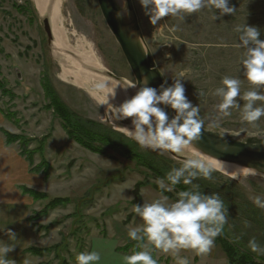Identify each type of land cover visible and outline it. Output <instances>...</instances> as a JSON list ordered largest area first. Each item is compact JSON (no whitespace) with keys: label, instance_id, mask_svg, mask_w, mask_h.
<instances>
[{"label":"rangeland","instance_id":"rangeland-1","mask_svg":"<svg viewBox=\"0 0 264 264\" xmlns=\"http://www.w3.org/2000/svg\"><path fill=\"white\" fill-rule=\"evenodd\" d=\"M132 3L145 48L157 69L167 85L183 80L185 95L198 105L204 127L229 136L264 137V117L246 122L238 107L224 117L217 107L221 99L212 95L225 76L242 81L241 96L250 90L241 63L245 49L234 46L239 42L234 28L246 21L260 30L259 38L264 40V0H229V6L236 9L232 15L220 16L219 10L204 8L182 13L183 19L164 17L157 25L149 22L139 0ZM214 13L219 17L215 21ZM62 17L66 43L72 50H92L106 70L136 87L97 0H66ZM225 43L228 47L218 46ZM71 49L60 54L48 45L32 0H0V139L5 140L1 130L24 136L32 141L31 151L46 140L43 152L34 156V166L45 160L49 178L31 176L33 188L46 196L34 200L30 217L37 237L27 252L34 255L35 264H77V254L88 251L90 239L108 231L132 242L130 252L139 251L127 234L142 223L133 212L136 188L141 197L138 204H142L161 194L169 197V203L174 202L179 191L191 187L181 182L172 191L161 193L158 180L183 162L164 150L140 146L124 133L131 125L130 118L121 120L116 107L103 108L86 91L59 78L62 57L76 59ZM46 82L52 96L57 97L55 104L63 109L52 105L51 95L43 89ZM199 92L206 95L199 96ZM237 99L241 106L245 103ZM8 114L10 121L5 117ZM79 142L92 146L93 152ZM12 146L20 154L19 145ZM197 181L206 184L204 193L219 194L224 201L228 210L223 230L226 240L241 253H251L257 263L263 262L264 255L253 253L248 242L255 239L264 245V208L253 203L256 196L264 198V177H242L234 181L236 184L217 176L198 177L193 183ZM200 189L203 191L202 186ZM56 200L60 204L51 208ZM216 246L214 264H228L225 253Z\"/></svg>","mask_w":264,"mask_h":264},{"label":"clouds","instance_id":"clouds-1","mask_svg":"<svg viewBox=\"0 0 264 264\" xmlns=\"http://www.w3.org/2000/svg\"><path fill=\"white\" fill-rule=\"evenodd\" d=\"M139 4L148 16L152 25L168 16L183 19L182 13L191 14L204 8L219 10L220 16L232 15L236 9L229 6V0H139ZM120 10L117 19L128 14L127 0H120ZM219 17L214 13L212 19ZM174 30V29H173ZM238 33L237 48L245 49L241 59L243 72L250 84V90L241 96L239 78L225 76L221 86L212 95L221 99L218 110L224 117L231 116L233 107L241 108V119L246 122H256L264 117V40L259 37L260 30L255 26L243 24L235 26ZM218 46L228 47L221 44ZM182 79H176L171 85L167 81L159 88L151 87L147 76L140 80L142 85L130 98L119 106H114L121 120L131 119L132 128H126L128 135L142 147L153 150H170L182 153L185 145L197 140L204 127L200 118V109L185 95L186 89ZM107 85L103 82L94 85L95 90L103 91ZM199 96L206 95L199 92ZM245 101L241 106L238 98ZM165 109H170L174 115L170 118ZM213 168L204 160L186 159L179 168H172L165 179L158 180L161 193L165 189L172 191L180 184L191 185L187 190L177 193V199L169 203V197L161 194L152 202L135 204L133 212L142 223L131 227L128 237L136 241L139 251L121 257V264H157L152 256V249L164 253L171 252L176 258V264H189L187 258L179 257L181 250H192L197 254H207L214 247L215 239L223 233L227 223V208L219 194H206L200 191V186L193 183L198 177L212 178ZM253 203L264 208V198L256 196ZM4 230V229H3ZM2 230V231H3ZM8 242L0 240V264H15L8 258L14 251L16 234L9 230ZM145 242L149 246L145 249ZM248 248L257 255H264V245L255 239L248 242ZM101 253L98 250L85 251L77 254V264H100Z\"/></svg>","mask_w":264,"mask_h":264},{"label":"water","instance_id":"water-1","mask_svg":"<svg viewBox=\"0 0 264 264\" xmlns=\"http://www.w3.org/2000/svg\"><path fill=\"white\" fill-rule=\"evenodd\" d=\"M105 23L119 44L121 51L136 80L137 91L142 86L140 80L147 76L151 87L159 88L164 84L161 72L157 69L152 56L145 48L142 31L132 0H127L128 20L117 19L116 13L120 10L114 0H97ZM37 13L38 10L36 9ZM41 17V16H40ZM48 45L53 46L54 39L50 21L41 17ZM104 77L124 86L126 80L117 77L104 69ZM171 118L174 113L165 109ZM190 145L196 152L220 163L236 165L254 172L258 177H264V137H235L213 132L203 127L199 138ZM176 160L184 162L188 157L170 150H164ZM221 175L222 173L213 170ZM232 180V179H231ZM237 181V180H233Z\"/></svg>","mask_w":264,"mask_h":264},{"label":"crops","instance_id":"crops-1","mask_svg":"<svg viewBox=\"0 0 264 264\" xmlns=\"http://www.w3.org/2000/svg\"><path fill=\"white\" fill-rule=\"evenodd\" d=\"M28 163L13 146L7 147L5 140L0 139V240L8 242L7 232L11 230L16 234V248L8 254V258L15 264H35V257L27 250L34 245L37 237L36 231L30 222L35 201L32 197L24 195L22 188L39 192L33 188ZM4 229V230H3ZM3 230V231H2ZM132 244L123 237L108 233L105 236H94L89 241L88 251L98 250L101 253L100 264H121V257L132 252L123 251ZM149 246L145 242V249ZM217 246L207 254H197L192 250H181L177 255L187 258L189 264H214ZM132 251V250H131ZM158 253V256L154 254ZM152 256L157 264H176V258L171 252L164 253L152 249Z\"/></svg>","mask_w":264,"mask_h":264},{"label":"bare ground","instance_id":"bare-ground-1","mask_svg":"<svg viewBox=\"0 0 264 264\" xmlns=\"http://www.w3.org/2000/svg\"><path fill=\"white\" fill-rule=\"evenodd\" d=\"M65 1L66 0H32L34 6L38 10L39 15L41 17L47 18L50 21L52 36L54 39L52 49L54 52L59 53L64 52L65 49L66 51L71 49L66 43L65 32L63 29L62 8ZM114 1L117 7L120 9V0ZM128 18L129 16L127 14L122 19L127 21ZM71 52L74 53L76 59L74 60L67 56L62 57L63 60L60 61L62 65V72L59 78L63 82L70 83L73 86L86 91L103 108L110 109L113 106H119L126 99L130 98L137 92V86L135 87L127 81L125 82V85L122 86L117 82L101 75L105 68L102 66L99 58H97L92 50L82 51L80 49L79 51L77 49H71ZM99 82H103L107 85L103 91H97L94 88V85ZM126 128L131 129L132 125ZM126 128L124 133L128 135ZM180 154L191 158L204 160L213 168V170L222 173L223 176L232 180H238L242 177H258L254 172L245 168H241L236 165L220 163L205 157L199 152H196L188 144L185 145L182 153Z\"/></svg>","mask_w":264,"mask_h":264},{"label":"trees","instance_id":"trees-1","mask_svg":"<svg viewBox=\"0 0 264 264\" xmlns=\"http://www.w3.org/2000/svg\"><path fill=\"white\" fill-rule=\"evenodd\" d=\"M43 89H44V92L46 93V95H51V100L53 101L52 105H55V106L58 105L61 109L64 108L59 103L55 104V103H57V97L55 98V97L52 96V91L49 89V87L47 85V82H46V86L45 85L43 86ZM5 117L9 121L12 120V116L9 115V114L6 115ZM1 132L5 136V143H6L7 147H10V146H12L14 144H18L19 145L20 150H21L20 151V156L22 158H24L25 161L28 163V165L30 167V172L32 174L43 175L45 179L49 178V166L47 165L45 160H42V163L40 165H37L36 167L34 166L35 165V162H34L35 157L34 156L43 152L45 141H46L45 139L42 140V142L40 143V146H39V148L37 150L31 151L30 150V144H31L32 141L30 139H27L24 136H19V137L17 136L16 137L15 135H12V134H10V133H8L6 131H2V130H1ZM70 138H71V136H70ZM71 139L76 141L77 143L79 141V140L77 141V138H71ZM80 145H82L83 148L93 152V147L92 146H89V145H86V144L83 145L81 143H80ZM103 152H101V153L103 154ZM212 176L221 177V178L227 179V181L229 183L236 184L234 181L224 177L223 175H221V174H219L217 172L213 171L212 172ZM202 180H204V178H202ZM196 184L202 186L203 191H202V189H200V191H202V192L206 191V184L203 181H197ZM138 191H139V188L138 189L136 188V190L134 191V197H135L134 205H135V203L138 204L139 202H141V197H140V194H139ZM22 193L24 195H28V196L32 197L35 201H37L38 199L46 198V196L41 195L38 192H35L33 190H30V189H26V188H22ZM60 202H61L60 200L53 201V203L51 205H49V206L51 208H54L56 205L60 204ZM215 243L217 245H219L221 247L222 251L225 253V255L227 257L228 264H259V263L256 262L255 257L251 253H248V252L241 253L236 247H233V245H231L226 240L224 233H222L220 236H218L215 239ZM130 249H131L130 246H128L125 249H123V251L124 250H128L129 251ZM260 264H264V261L261 262Z\"/></svg>","mask_w":264,"mask_h":264}]
</instances>
